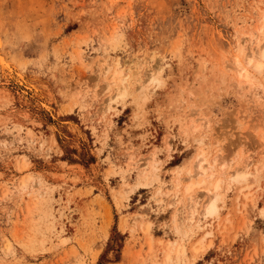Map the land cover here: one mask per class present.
I'll list each match as a JSON object with an SVG mask.
<instances>
[{"label": "rangeland", "instance_id": "rangeland-1", "mask_svg": "<svg viewBox=\"0 0 264 264\" xmlns=\"http://www.w3.org/2000/svg\"><path fill=\"white\" fill-rule=\"evenodd\" d=\"M263 15L0 0V264H264V68L232 63L264 44ZM200 153L213 175L189 178Z\"/></svg>", "mask_w": 264, "mask_h": 264}, {"label": "bare ground", "instance_id": "bare-ground-1", "mask_svg": "<svg viewBox=\"0 0 264 264\" xmlns=\"http://www.w3.org/2000/svg\"><path fill=\"white\" fill-rule=\"evenodd\" d=\"M260 26L263 27L264 23H263V25H260ZM261 27H259V28H261ZM246 29H248L249 32H251L250 28H246ZM249 32H245L244 34H246V33L248 34ZM250 34L252 35V33H250ZM244 38H247V37H244ZM233 60L234 61H232V63L234 65V67L236 68V71L238 72V74L242 75V77L245 78L246 80H249L248 78H249L251 73H253V72L254 73H260L262 68H264V44L261 45V46L259 45L255 50H251L250 52H247V53L245 52L243 54L242 58L237 56V57H234ZM152 79H154V78L152 77ZM122 80H123V78L120 79V82ZM263 92H264V90H263ZM121 93H123V90H121L119 93L117 92L116 95H120ZM217 151L218 150H216V152ZM217 158H218V154H215V156L211 159L212 162L213 163H217ZM205 161H207V159L204 157L203 153H200L198 155V158L196 159V162H195V165H194L195 166L194 172L192 174H190V176H188V177L190 178L192 176H199V175H205V177L212 176L213 172H210L208 175L206 174V171H207V169H209L208 168L209 166L207 164H205ZM249 164H250V161H248L246 163V166L244 165V166H241L240 168H238L236 170V172L233 173L234 176L232 175L233 179L234 180L244 179L246 177L245 169H246V167H248ZM202 181H204V180H202ZM221 181H222V179H216L215 182L213 183L212 188H210V189L208 188L207 191L205 192V193L208 192L207 200L205 199V202H203L204 204H203V206L201 208L202 210L199 209L200 210L198 212L199 215L207 217V216H210V215H213V214L215 215L217 213V210H218L217 201L219 199L218 189H219ZM200 183L201 182H197V184H200ZM191 188H192V184L187 185L185 187V190L189 192L191 190ZM195 203H196V197H189L188 198L187 206H188L189 212H188L187 219L189 221L192 220V218L194 216L193 214L196 212V209L194 208ZM180 228H181V225L176 226L177 232L180 230Z\"/></svg>", "mask_w": 264, "mask_h": 264}]
</instances>
